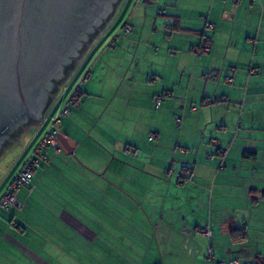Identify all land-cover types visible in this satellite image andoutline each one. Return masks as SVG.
<instances>
[{
	"label": "crops",
	"instance_id": "crops-1",
	"mask_svg": "<svg viewBox=\"0 0 264 264\" xmlns=\"http://www.w3.org/2000/svg\"><path fill=\"white\" fill-rule=\"evenodd\" d=\"M140 1L153 0L131 4ZM172 1L162 0L165 5ZM202 1L192 11L172 13L159 6L154 19H148L147 9L138 10L135 19L144 16V24L137 20L130 32L122 28L123 39L129 40L120 43L122 56L113 53V40L92 58L80 102L60 122L72 154L47 149L37 167L41 175L34 180L36 168L31 183L15 191L23 209L10 215L15 208L0 207V264H215L230 259L264 264V0ZM150 22L149 31L145 24ZM157 29L161 50L154 46L160 42L154 39ZM134 32L136 39L130 37ZM145 32L153 33L142 39ZM206 36L210 52L195 57L193 46ZM121 57L130 60L119 86L138 87L151 106L152 97L167 95L163 105L180 112L173 122L184 140L181 135L167 139L166 152L159 147L167 133L164 123L153 127L155 142L145 154L134 146L138 139L131 138L132 132L122 135L125 144L119 133L107 132L108 125H97L101 121L92 109L97 96L106 93L105 82L99 90L95 84L104 80L103 70L113 60L122 65ZM177 90L181 106L174 104ZM66 156L72 174L89 175L88 186L61 183ZM110 169L122 179L112 180ZM121 191L122 200L105 201L104 194ZM223 207L247 213L243 210L239 221L228 217L229 229L220 236L211 224L223 221L212 209L217 213ZM112 208H122V216L112 215ZM112 223L122 224V248L111 242L121 230ZM200 227L212 234L204 235Z\"/></svg>",
	"mask_w": 264,
	"mask_h": 264
},
{
	"label": "rangeland",
	"instance_id": "rangeland-1",
	"mask_svg": "<svg viewBox=\"0 0 264 264\" xmlns=\"http://www.w3.org/2000/svg\"><path fill=\"white\" fill-rule=\"evenodd\" d=\"M121 1L122 0H120L118 7H119ZM134 2H135V0H134ZM172 2H173V6L176 7L175 9H173V11L171 10ZM172 2L170 3V5H171L170 6V5H165L162 2V0H161V3H160V0L159 1L153 0L150 3L144 4V5L140 1L138 4L139 6L137 5L136 7H135V5H132L129 3L125 12L122 14V19L119 21V23L114 28V30L107 36V38L104 40V42L101 43L97 47V49L95 50V52L93 54V57L96 54H98L99 52L101 53L102 50H104V49H106V47H108L106 45V43L110 39L113 38V35L116 33V31L119 29V27H120V29L118 30L119 34L114 39V40H116L115 41L116 47H115V50L113 53L117 56H122V49H120L119 47L123 46V45H120V43L122 41L127 42L129 40L123 39V37H125V35H124V33H123L124 31L122 30L121 27H122V24L124 23V21L126 20V18L128 20L129 15L131 14L130 12L134 7H135V12L132 15L130 25H135L137 20H138V23L144 24V20H145L144 16L143 17L139 16L137 19H135L134 15H136L138 10H141L140 12H142V14H143L144 9H147L148 12H150L149 14L151 15V17H149L148 19H150V18L154 19L157 15L156 10L159 8V6H162L163 8H165L167 12L170 11V12L174 13V12H178V11L179 12H182L183 10L190 11L191 9L194 10L195 8H199L203 1L202 0H176V1H172ZM175 2H176V5H175ZM192 2L197 3V5L195 6ZM110 20L107 22V24L110 23ZM145 25H146V30H149V31L153 27L152 22L147 23ZM206 29H207V31H211V29H208V28H206ZM151 33H153V32H149V33L145 32L142 39L148 38V36H151ZM157 33L158 34H154V39H158V37H160L159 40H156V41H160L162 39V35L160 34V30L157 29ZM137 35H138V33L136 34V32H134V33L130 34V37L132 39H136V37L138 38V36H139V35L138 36ZM126 37H129V36L127 35ZM162 42L160 41L159 43H157L154 46L159 47L161 50V43ZM175 52L179 53L180 50H175ZM107 53H108V50L105 51L103 54H107ZM194 55H195V57H197V55L195 53H194ZM127 58L130 60V57H126L123 59H127ZM118 59H120L118 61L122 65H120L118 67V64L116 62L117 59L113 60L111 63L108 64V67L103 70L104 80L102 81V79H101V81L99 83L95 84V86L98 87L97 90H99V89L103 88L102 84L105 82V87L103 88V90L106 93V95H104V96H97L98 98L96 99L95 105L93 106V109H92V112L96 115L97 119L101 121V122L97 121V125H99L101 123L108 125L110 127V129H108L107 132L109 130H112L114 132L116 131V133L121 134V135L118 134V136H120L119 140L121 142L123 140L124 143L126 142V139H124V136H126L128 133L132 132L131 138H134V139L137 138L138 139L137 140L138 143L134 146L136 148H138V151L140 154H145V152L150 151V149L152 148V146L155 142V135L153 132H151L154 129L153 127L155 126V124L164 123L165 124L164 131L167 133H166L163 141H161V143L159 142V147L164 152L168 151L167 139H170L172 137H178L179 135H181V130H179L178 125L176 123H174L177 115L178 116L180 115V112H176V111L168 108V106L163 105V103H162V102H164L163 99H165L167 97V95H165L164 97H163V95L152 97L151 100L154 103V105L151 106L150 104L145 103L144 96H139V93H138L139 88L138 87L134 86L131 89L130 87H128L125 84V82H123L122 85L119 86V83L121 82V76L123 78L122 72H125V70H123V68L126 67L125 65H126V63H128L129 60L127 59L128 61L127 60L124 61V60H122V57L118 58ZM148 70L149 69L147 67V71ZM149 78H148V81H150ZM85 80L83 82H81L82 88H83V84H84ZM176 88H178V87H176ZM175 93L177 95L174 96V104L180 105L178 102H181L183 100V97H179V93H181V91L177 90V91H175ZM157 97L161 98L160 103L162 105L159 104L156 106L154 98H157ZM42 115L43 114H41V116L39 118H41ZM173 119H174V122H173ZM39 120L40 119H38L36 122L38 123ZM75 121L77 124V128H79L80 127L79 125L81 124V123H79L80 121L78 119H75ZM36 122L32 123L31 126L35 125ZM166 123H167V125H166ZM35 126H37V124ZM30 127L28 128L29 131H26L20 138L17 139V141L10 142L5 147L3 153L0 155V182L2 181V179L7 174H8L7 176L10 175L6 179L5 184H4L3 188H1L0 192L5 188L7 183L11 180V177L13 176V174H15V171H13V172H9V171H10V168L16 164L17 160L19 159V157L21 156V154L24 150V147L26 146V144L30 140L31 134L34 131V129L31 130ZM149 133H150V135H149ZM123 134H124V136L122 137ZM151 134H153L154 136H153V138L149 139L148 136L150 137ZM79 135L81 136L82 134H79ZM195 135H196V133H194V136ZM91 136L93 137L94 135L91 134ZM181 137L183 138L181 140V142H182L184 140L185 136L182 134ZM231 137H232V135L229 134L228 139L231 140ZM225 149H227V147ZM162 150H160V151H162ZM66 157L67 158L63 160V164H62V166L65 169V170H63L64 172H62L63 174H65L64 175L65 178L60 179L61 183H65V184H67V186H69L71 184L70 182H76L77 181L82 186L83 185L88 186L89 183H87L86 180L88 179L89 175L84 174L82 176L81 175L77 176V175H75V173L72 174L71 169H68L67 165L65 166V164H67V162H68L69 156H66ZM61 158H63V156ZM76 161L81 163L77 156H76ZM19 165H20V163H18L16 165L15 170L19 167ZM118 169H117V171H118ZM37 170H38V172H37V175L34 177V180H36L37 176L41 175L40 168L39 169L37 168ZM110 170L111 171H109V174L112 175V180L113 179L116 180V178L122 179V176L117 174V172H114L113 169H110ZM67 186L66 187L62 186V189L67 188ZM65 194H67V193L62 192L63 196H65ZM100 194H102V192L98 193V195H100ZM104 196H105V201H109V203L111 205H114L113 203L116 200H119V199L122 200V191L121 192L106 193V194H104ZM229 201H230L229 198L224 199V203H226V204H228L227 202H229ZM2 209H4V208H2ZM5 210H8V209H5ZM243 210L245 211V214H246L247 211L245 209H241L238 212H232L233 210H231L230 207H223L219 212L217 211V213L215 212L214 209H212L213 216L215 215L218 220H219V218H221L220 220L223 221V223H219L220 221H218L217 223L211 224L214 227L216 233H218V235H220V236H223L224 231H226V230L228 231L229 226H230L229 223L226 222L228 217L234 216L239 221L240 220L239 215L241 212H243ZM9 211H10L9 214L12 215L16 212V209L15 210L10 209ZM111 211H112V215L118 214V215L122 216V208L121 209L112 208ZM112 226L117 227L118 224L114 225L112 223ZM120 228H121V230L119 232L117 231V233L119 234V238H117L115 235L112 234V236L116 237V239H115L116 241L114 239H112L111 242H112V244H116L119 248H122L121 247L122 246V224L120 226H118V229H120Z\"/></svg>",
	"mask_w": 264,
	"mask_h": 264
},
{
	"label": "water",
	"instance_id": "water-1",
	"mask_svg": "<svg viewBox=\"0 0 264 264\" xmlns=\"http://www.w3.org/2000/svg\"><path fill=\"white\" fill-rule=\"evenodd\" d=\"M104 1L0 0V130L34 104ZM57 137L72 154L67 139L61 133Z\"/></svg>",
	"mask_w": 264,
	"mask_h": 264
},
{
	"label": "built area",
	"instance_id": "built-area-1",
	"mask_svg": "<svg viewBox=\"0 0 264 264\" xmlns=\"http://www.w3.org/2000/svg\"><path fill=\"white\" fill-rule=\"evenodd\" d=\"M129 0H122L119 7L115 11V14L110 20V23L106 24L103 29L97 33V35L89 42L85 50L76 59L72 69L59 85L56 92L53 94L51 101L43 112L41 119L32 125L31 130L34 129L31 134L29 142L24 147V150L17 160L16 164L10 168L9 172L15 171V174L11 177V180L7 183L5 188L0 192V206L4 209L15 208L18 211L23 209V202L20 201L15 194V191L22 186H27L32 181L34 170L40 166L43 161L44 151L49 149L51 151H58L62 149V145L58 140V133H60V122L64 116H67L71 107L80 101V89L81 82L86 79L87 73L90 69L92 56L97 47L104 42L107 36L114 30L119 23L122 14L124 13L125 6ZM125 23V22H124ZM123 23V24H124ZM122 24V25H123ZM206 28H211L212 24L207 22ZM125 31L130 32L132 27L125 25ZM120 29V27H119ZM118 29V30H119ZM118 30L113 35L106 45H108L115 37L118 36ZM211 37L206 36L204 41L194 47V51L198 57L210 52ZM228 81H232V78H228ZM154 101L159 105L161 98H154ZM30 130V131H31ZM29 131V129H28ZM151 134L150 138H153ZM215 146H220L218 140H215ZM226 153L225 149L221 151ZM20 163L19 167L15 170L16 165ZM8 175V174H7ZM6 175V176H7ZM4 177L0 182V190L5 184L6 179L10 176ZM199 231L206 236H210L212 231L208 227H200ZM215 264H238L237 259L218 260Z\"/></svg>",
	"mask_w": 264,
	"mask_h": 264
},
{
	"label": "flooded vegetation",
	"instance_id": "flooded-vegetation-1",
	"mask_svg": "<svg viewBox=\"0 0 264 264\" xmlns=\"http://www.w3.org/2000/svg\"><path fill=\"white\" fill-rule=\"evenodd\" d=\"M120 0H105L102 7L95 13L92 21L80 32L64 57L57 63L53 73L45 80L42 89L38 92L34 104L15 116L8 126L0 130V150L5 144L20 138L32 123L36 122L48 106L53 94L62 80L72 69L76 59L85 50L89 42L97 35L107 22L113 17ZM2 148V149H1Z\"/></svg>",
	"mask_w": 264,
	"mask_h": 264
},
{
	"label": "trees",
	"instance_id": "trees-1",
	"mask_svg": "<svg viewBox=\"0 0 264 264\" xmlns=\"http://www.w3.org/2000/svg\"><path fill=\"white\" fill-rule=\"evenodd\" d=\"M131 1L132 0H129V2L127 3V5L125 6V10H126V8L128 7V5H129V3L131 4ZM117 10V9H116ZM125 10H124V12H125ZM115 14V13H114ZM121 19H122V17H121ZM120 19V20H121ZM125 23L122 25L123 27H125V25H130L128 22H127V18H126V20L124 21ZM117 26V25H116ZM122 28V27H121ZM114 40V39H113ZM111 43V42H110ZM202 43V42H201ZM199 45V44H198ZM195 46H197V45H195ZM195 46H193V50H194V47ZM195 52V51H194ZM92 58H93V56H92ZM92 60V59H91ZM89 71H90V69H89ZM89 71H88V73H89ZM88 73H87V76H88ZM87 76H86V78H87ZM81 85V84H80ZM81 86H79V89H80V98H81V88H80ZM80 102V101H79ZM160 104V103H159ZM157 105V104H156ZM22 136V135H21ZM17 137L15 138V140H13V141H17ZM6 147V146H5ZM5 147H3V149L0 151V155L3 153V151H4V149H5ZM47 150V149H46ZM45 150V151H46ZM45 151H44V156H45ZM42 163V162H41ZM41 165V164H40ZM4 186V185H3ZM3 188V187H2Z\"/></svg>",
	"mask_w": 264,
	"mask_h": 264
}]
</instances>
